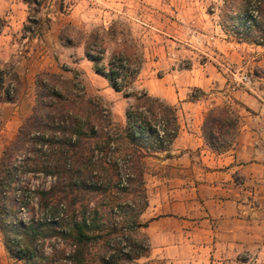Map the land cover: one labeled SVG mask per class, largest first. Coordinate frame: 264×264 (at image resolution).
<instances>
[{
    "label": "trees",
    "instance_id": "trees-1",
    "mask_svg": "<svg viewBox=\"0 0 264 264\" xmlns=\"http://www.w3.org/2000/svg\"><path fill=\"white\" fill-rule=\"evenodd\" d=\"M225 2L224 20L236 25L233 40L262 44L264 0ZM100 40L98 30L92 29L83 54L113 90L132 97L123 121L113 120L99 94L84 93L75 72L65 77L40 71L30 113L1 148L0 233L7 252L23 264L57 257L65 260L61 264H154L137 261L149 250L148 238L139 229L145 223L139 214L147 204L144 159L162 151L169 155L179 128L176 110L133 87L140 51L135 58L119 49L103 61ZM3 72L0 68V88ZM2 91L0 101L9 100ZM227 109L215 104L203 115L202 135L216 151L227 146L234 129L235 118ZM36 174L48 182L31 184L29 178ZM18 209L26 215L17 216ZM52 239L63 245L51 247L53 252L46 255L43 246Z\"/></svg>",
    "mask_w": 264,
    "mask_h": 264
},
{
    "label": "crops",
    "instance_id": "crops-1",
    "mask_svg": "<svg viewBox=\"0 0 264 264\" xmlns=\"http://www.w3.org/2000/svg\"><path fill=\"white\" fill-rule=\"evenodd\" d=\"M212 25L217 64L146 74L140 83L175 106L179 124L169 155L146 157L153 162L145 168L147 204L139 214L149 242L145 257L167 264H264V82L253 78L227 88L231 70L246 65L244 47L260 46L229 40ZM228 64L232 69L225 73ZM215 104H226V114L235 118L219 151L201 131L204 112Z\"/></svg>",
    "mask_w": 264,
    "mask_h": 264
},
{
    "label": "rangeland",
    "instance_id": "rangeland-1",
    "mask_svg": "<svg viewBox=\"0 0 264 264\" xmlns=\"http://www.w3.org/2000/svg\"><path fill=\"white\" fill-rule=\"evenodd\" d=\"M225 4V0H39L37 3L0 0V68H4L0 94L6 90L10 96L9 100L0 101V152L31 111L34 78L40 71L57 72L65 77L75 72L84 93L99 94L109 104L113 120L123 121V109L132 97L113 90L93 71L91 62L83 54L84 40L92 29L98 30L103 61L119 49L132 52L135 58L136 50L140 51L133 82V87L139 89L146 74L148 78H155L170 69L190 67L193 63L217 64L210 39L213 21L229 40H233L236 28L230 20H224ZM258 45L260 48L253 51L244 47L246 65L231 72L243 71L248 81L254 78L264 82V42ZM223 68L226 73L232 66ZM12 71L17 74L18 82ZM152 162L145 158V168L151 167ZM29 182L46 184L48 180L36 174ZM25 215L24 209L17 210V216ZM62 245L52 239L45 243L43 251L50 255L51 247ZM148 259L154 264H167L156 257L141 256L137 261ZM64 262L59 257L43 258L42 264ZM0 264H23L7 252L1 233Z\"/></svg>",
    "mask_w": 264,
    "mask_h": 264
},
{
    "label": "built area",
    "instance_id": "built-area-1",
    "mask_svg": "<svg viewBox=\"0 0 264 264\" xmlns=\"http://www.w3.org/2000/svg\"><path fill=\"white\" fill-rule=\"evenodd\" d=\"M249 79L248 75L246 72H231V75L229 78H227V88L228 90L232 91L239 85L247 82Z\"/></svg>",
    "mask_w": 264,
    "mask_h": 264
}]
</instances>
